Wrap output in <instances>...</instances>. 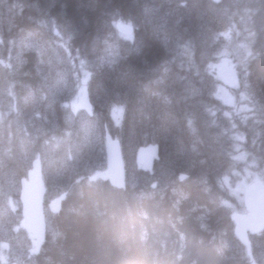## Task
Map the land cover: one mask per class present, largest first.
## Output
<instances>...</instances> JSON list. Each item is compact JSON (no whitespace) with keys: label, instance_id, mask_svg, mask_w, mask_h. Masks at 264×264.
<instances>
[{"label":"trees","instance_id":"16d2710c","mask_svg":"<svg viewBox=\"0 0 264 264\" xmlns=\"http://www.w3.org/2000/svg\"><path fill=\"white\" fill-rule=\"evenodd\" d=\"M226 32H247L252 48L243 62L231 57L232 108L213 96ZM0 48V194L13 180L17 226L0 233V247L15 253L5 264H264V226L241 243L240 208L221 183L240 154L264 172V0H0ZM83 76L89 109L74 113ZM107 133L120 144L122 188L98 175ZM144 147L156 155L143 168ZM34 159L48 224L36 250L18 222V182Z\"/></svg>","mask_w":264,"mask_h":264},{"label":"rangeland","instance_id":"374dc122","mask_svg":"<svg viewBox=\"0 0 264 264\" xmlns=\"http://www.w3.org/2000/svg\"><path fill=\"white\" fill-rule=\"evenodd\" d=\"M227 32L224 34V36L229 41L222 49L218 51L216 54V59L213 61V70L217 80L220 83L215 87L213 96L221 101L224 105L232 108L235 107V98L231 90L237 86V79L231 57H233L235 60L243 62L251 56L252 48L250 44L251 39L249 38V34L247 32H244L242 35H240L239 40H236L235 38L232 39L227 34ZM86 78V76H83L80 79V84L76 89L73 99L70 101L69 107L74 113H77L78 111H84V109L88 111L86 105H82V102L86 100ZM240 99H242V103L239 104L237 110L244 111L246 109V105H244V99ZM31 101L35 106H38L40 102L39 100ZM23 104L27 105L26 103ZM24 109L26 108H22L21 106L20 109L18 108L19 112H22ZM110 115L114 122H118L122 116V109L119 107H114L111 109ZM138 154H147L149 159L152 160L156 155V150L153 147H144L139 151ZM235 160L236 162L232 166L233 169L231 168L228 172L229 174H225L221 181L224 187H226L231 193L236 201V204H238L240 208V210L237 211L238 207H235V209L232 207L235 224L239 219L243 220L244 225L251 224L254 221V212L247 206V204L250 198L256 197L261 191H264V172L262 170L257 171L256 164H254L252 169V164L246 162L245 157L241 154L236 156ZM7 184L9 188L5 187V191L0 194V233L5 236L9 231V224L11 227L17 228V226L14 225L10 219V213L13 211L15 212L16 210V203L11 196V193L16 192V188L14 187V181L10 178L7 180ZM19 220L20 218L18 219V222ZM18 236L19 239L17 240V245L20 247L22 242H25V238L23 234H19ZM14 256V251H9L7 245H1L0 264H5L8 262V260H15ZM262 261H264V258Z\"/></svg>","mask_w":264,"mask_h":264},{"label":"water","instance_id":"95a60500","mask_svg":"<svg viewBox=\"0 0 264 264\" xmlns=\"http://www.w3.org/2000/svg\"><path fill=\"white\" fill-rule=\"evenodd\" d=\"M219 2L221 0H212ZM120 30L130 35L132 30L128 26H120ZM85 105V102H82ZM104 157L105 169L99 174V177L107 180L112 186L121 188L124 185V162L120 145L117 140L112 139L109 134L104 136ZM138 163L143 166H149L147 154L139 155ZM45 186L41 173L40 160H33L26 176L19 181L18 199L20 203V227L26 234H29L34 240V248L43 242L46 233V222L43 212V198ZM248 207L253 210L255 220L253 224H243L239 219L236 225V235L245 242L244 232L252 230L264 224V191L258 196L250 198ZM52 211L58 208L57 202L49 204Z\"/></svg>","mask_w":264,"mask_h":264},{"label":"bare ground","instance_id":"6f19581e","mask_svg":"<svg viewBox=\"0 0 264 264\" xmlns=\"http://www.w3.org/2000/svg\"><path fill=\"white\" fill-rule=\"evenodd\" d=\"M6 2V1H5ZM214 2V1H213ZM220 2V1H219ZM219 2H214V3H219ZM12 5V4H11ZM27 5V4H26ZM33 5H35V4H33ZM31 6H32V4H31ZM11 7V6H10ZM31 9V8H30ZM12 10V9H11ZM222 11V10H221ZM3 12V11H2ZM20 12V11H19ZM19 12H18V14H19ZM232 12V11H231ZM6 13V12H5ZM13 13V12H12ZM21 14V13H20ZM37 14V13H36ZM237 14V13H236ZM230 15V14H229ZM228 15V16H229ZM28 17V16H27ZM223 17V16H222ZM236 17V16H235ZM31 18V17H30ZM32 20V19H31ZM52 20H53V18H52ZM228 21V20H227ZM41 22V21H40ZM219 24V23H218ZM57 25V24H56ZM13 31V30H12ZM29 32V31H28ZM70 34V33H69ZM68 34V35H69ZM34 35H36V34H34ZM38 35V34H37ZM72 34H70V36H71ZM21 36V35H20ZM41 36V35H40ZM24 37V36H23ZM73 37V36H72ZM12 38V37H11ZM14 38V37H13ZM16 38V37H15ZM23 39V38H22ZM29 39V38H28ZM33 39V38H32ZM36 39V38H35ZM69 39V38H68ZM67 39V40H68ZM15 40V39H14ZM229 41V40H228ZM66 42V41H65ZM9 43H12V42H9ZM8 43V44H9ZM31 43V42H30ZM43 43V42H42ZM187 43V42H186ZM233 43V42H232ZM14 44V43H13ZM12 44V45H13ZM39 44V43H38ZM49 44V43H48ZM31 45V44H30ZM53 45V44H52ZM184 45V44H183ZM10 46V45H9ZM78 46V45H77ZM186 46V45H185ZM5 47V46H4ZM45 47V46H44ZM172 47V46H171ZM232 47V46H231ZM82 48V47H81ZM87 48V47H86ZM170 48V47H169ZM180 48H181V45H180ZM1 49V48H0ZM46 49V48H45ZM22 50V49H21ZM36 50V49H35ZM54 50V49H53ZM179 50V49H178ZM177 50V51H178ZM85 51V50H84ZM171 51V50H170ZM50 52V51H49ZM131 52V51H130ZM178 52H180V51H178ZM182 52V51H181ZM101 53V52H100ZM25 54V53H24ZM50 54V53H49ZM91 54V53H90ZM178 54V53H177ZM16 55V54H15ZM122 56V55H121ZM24 57V56H23ZM47 57V56H46ZM45 57V58H46ZM63 57V56H62ZM99 57V56H98ZM97 57V58H98ZM179 57H180V55H179ZM34 58H36V57H34ZM44 58V57H43ZM1 59V58H0ZM123 59H124V57H123ZM58 60V59H57ZM86 60V59H85ZM95 60V59H94ZM249 60V59H248ZM17 61V60H16ZM54 62V61H53ZM51 63V62H50ZM33 64V63H32ZM35 64V63H34ZM58 64V63H57ZM40 65V64H39ZM45 65V64H44ZM46 65H48V64H46ZM64 65V64H63ZM87 65V64H86ZM248 65V64H247ZM56 66V65H55ZM89 66V65H88ZM21 67V66H20ZM41 67V66H40ZM51 67V66H50ZM247 67V66H246ZM90 69V68H89ZM161 69V68H160ZM236 69V68H235ZM42 70H44V69H42ZM47 70V69H46ZM58 70H60V69H58ZM68 70V69H67ZM163 70V69H162ZM19 72V71H18ZM76 72V71H75ZM164 72V71H163ZM16 73V72H15ZM70 73V72H69ZM167 73V72H166ZM6 74H8V73H6ZM76 74V73H75ZM54 75V74H53ZM11 76V75H10ZM45 76V75H44ZM49 76V75H48ZM69 76V75H68ZM168 76V75H167ZM52 77V76H51ZM71 77V76H70ZM69 79V78H68ZM170 79V78H169ZM162 80V79H161ZM164 80V79H163ZM2 81V80H1ZM20 84V83H19ZM67 84V83H66ZM149 84V83H148ZM220 84V83H219ZM9 85V84H8ZM21 85V84H20ZM10 86V85H9ZM145 86V85H144ZM137 87V86H136ZM141 87V86H140ZM146 88V87H145ZM157 88V87H156ZM148 89V88H147ZM150 89V88H149ZM138 90V89H137ZM234 90V89H233ZM18 91V90H17ZM122 91V90H121ZM6 92V91H5ZM144 92H146V91H144ZM157 92V91H156ZM9 93V92H8ZM151 93V92H150ZM125 94V93H124ZM157 94V93H156ZM4 95V94H3ZM21 95V94H20ZM118 95V94H117ZM18 96V95H17ZM35 96V95H34ZM127 96V95H126ZM16 97V96H15ZM122 98H123V96H121ZM92 98V97H91ZM138 98V97H137ZM136 98V99H137ZM19 99V98H18ZM23 99H25V98H23ZM93 99V98H92ZM141 100V99H140ZM164 100V99H163ZM93 101V100H92ZM118 101V100H117ZM159 101V100H158ZM253 101V100H252ZM24 102V101H23ZM42 102H44V101H42ZM163 102V101H162ZM166 102V101H165ZM37 103V102H36ZM100 103V102H99ZM142 103V102H141ZM150 104V103H149ZM257 104V103H256ZM153 105V104H152ZM26 106V105H25ZM32 106V105H31ZM35 106V105H34ZM43 106V105H42ZM123 106V105H122ZM257 106V105H256ZM6 107H8V106H6ZM162 107V106H161ZM255 107V106H254ZM152 108H154L155 109V107H152ZM151 108V109H152ZM19 109H20V107H19ZM36 109V108H35ZM262 109V108H261ZM25 110H27V108L26 109H24V111ZM51 110H53V109H51ZM91 110V109H90ZM220 110V109H219ZM259 110V109H258ZM4 111V110H3ZM102 111V110H101ZM32 112V111H31ZM41 112V111H40ZM53 112V111H52ZM222 112V111H221ZM262 112V111H261ZM47 113V112H46ZM72 114V113H71ZM102 114V113H101ZM263 114V113H262ZM62 115V114H61ZM257 115H260V114H257ZM44 116V115H43ZM41 117V116H40ZM53 117H54V115H53ZM61 117V116H60ZM217 117V116H216ZM158 118V117H157ZM253 118V117H252ZM83 119V118H82ZM85 119V118H84ZM147 119V118H146ZM53 120V119H52ZM253 120V119H252ZM42 121V120H41ZM59 122V121H58ZM220 122V121H219ZM223 122V121H222ZM250 122V121H249ZM253 122V121H252ZM31 123V122H30ZM262 124H263V122H262ZM32 126H33V124H32ZM66 126V125H65ZM148 126V125H147ZM248 126V125H247ZM256 127H257V125H255ZM262 126V125H261ZM29 127H31V125L29 126ZM36 127V126H35ZM1 128V127H0ZM73 128V127H72ZM162 128V127H161ZM249 128V127H248ZM27 129V128H26ZM34 129V128H33ZM111 129V128H110ZM190 130V129H189ZM19 131V130H18ZM31 131V130H30ZM54 131V130H53ZM70 131H72V130H70ZM110 131V130H109ZM191 131H192V128H191ZM9 132V131H8ZM33 132H35V131H33ZM60 133V132H59ZM67 133V132H66ZM101 133V132H100ZM112 133V132H111ZM152 133V132H151ZM155 133V132H154ZM189 133H191V132H189ZM257 133H258V131H257ZM261 133V132H260ZM73 134V133H72ZM158 134V133H157ZM160 134V133H159ZM204 134V133H203ZM102 135V134H101ZM168 135V134H167ZM33 136V135H32ZM67 136V135H66ZM170 136H172V135H170ZM58 138V137H57ZM147 138V137H146ZM155 138V137H154ZM174 138V137H173ZM195 138H196V136H195ZM256 138V137H255ZM5 139V138H4ZM65 139V138H64ZM205 139V138H204ZM254 139V138H253ZM30 140V139H29ZM56 140V139H55ZM62 140V139H61ZM102 140V139H101ZM149 140V139H148ZM256 140V139H255ZM4 142V141H3ZM26 142V141H25ZM171 142V141H170ZM200 142H201V139H200ZM203 142V141H202ZM190 143V142H189ZM192 143V142H191ZM163 144H165V143H163ZM218 144V143H217ZM167 145V144H166ZM213 145V144H212ZM261 145V144H260ZM98 146V145H97ZM27 147V146H26ZM170 147V146H169ZM217 147V146H216ZM132 148V147H131ZM130 148V149H131ZM178 148V147H177ZM193 148V147H192ZM198 148V147H197ZM210 148V147H209ZM191 149V148H190ZM101 150V149H100ZM172 150V149H171ZM206 150V149H205ZM176 151V150H175ZM209 151V150H208ZM210 151H211V149H210ZM127 152V151H126ZM218 152V151H217ZM64 153V152H63ZM100 154V153H99ZM197 154V153H196ZM195 154V155H196ZM41 155V154H40ZM44 155V154H43ZM132 155V154H131ZM167 155V154H166ZM175 155V154H174ZM186 155V154H185ZM217 156V155H216ZM32 157V156H31ZM231 157H232V155H231ZM18 158V157H17ZM33 158H34V156H33ZM101 158V157H100ZM165 158V157H164ZM172 158V157H171ZM170 158V159H171ZM22 159V158H21ZM165 159H167V158H165ZM188 159V158H187ZM210 159H211V157H210ZM1 160V159H0ZM213 160V159H212ZM195 161V160H194ZM24 162V161H23ZM133 162V161H132ZM187 162V161H186ZM134 163V162H133ZM181 163V162H180ZM179 163V164H180ZM198 163V162H197ZM213 163V162H212ZM226 164V163H225ZM224 164V165H225ZM23 165V164H22ZM129 165V164H128ZM131 165V164H130ZM47 166V165H46ZM140 166V165H139ZM177 166V165H176ZM1 167V166H0ZM22 167V166H21ZM187 167V166H186ZM208 167V166H207ZM3 168V167H2ZM127 168V167H126ZM131 168V167H130ZM144 168V167H143ZM174 168V167H173ZM132 169H133V167H132ZM203 169V168H202ZM219 169V168H218ZM233 169V168H232ZM151 170V169H150ZM185 170H186V168H185ZM212 170V169H211ZM221 170V169H220ZM236 170V169H235ZM50 171V170H49ZM136 171V170H135ZM179 171V170H178ZM167 172H169L168 170H167ZM227 173V172H226ZM48 174V173H47ZM134 174V173H133ZM158 174V173H157ZM200 174V173H199ZM202 174V173H201ZM229 174V173H228ZM263 174V173H262ZM218 175V174H217ZM130 176V175H129ZM139 176V175H138ZM148 176V175H147ZM153 176H154V174H153ZM152 176V177H153ZM201 176V175H200ZM211 176V175H210ZM132 177H133V175H132ZM142 177V176H141ZM165 177V176H164ZM139 178V177H138ZM205 178V177H204ZM129 179V178H128ZM193 179V178H192ZM162 180H165V179H162ZM205 180V179H204ZM145 181V180H144ZM166 181V180H165ZM192 181V180H191ZM172 182V181H171ZM194 182V181H193ZM196 182V181H195ZM204 182V181H203ZM2 183V182H1ZM124 183H125V180H124ZM221 183H222V181H221ZM131 184V183H130ZM111 185V184H110ZM138 185H139V183H138ZM162 185V184H161ZM112 186V185H111ZM124 186V185H123ZM122 186V187H123ZM114 187V186H113ZM121 187V188H122ZM167 187V186H166ZM116 188V187H115ZM164 188V187H163ZM210 188V187H209ZM7 190V189H6ZM204 190V189H203ZM174 191V190H173ZM168 192V191H167ZM184 192V191H183ZM181 193V192H180ZM179 193V194H180ZM80 196V195H79ZM220 197V196H219ZM215 198V197H214ZM222 198V197H221ZM226 200V199H225ZM122 201H124V200H122ZM217 201V200H216ZM224 201V200H223ZM222 201V202H223ZM83 202V201H82ZM110 202V201H109ZM181 202V201H180ZM227 202H228V204H229V201L227 200ZM44 203V202H43ZM71 203V202H70ZM176 203V202H175ZM235 203V202H234ZM79 204V203H78ZM82 204V203H81ZM218 204V203H217ZM223 204V203H222ZM77 205V204H76ZM233 205V204H232ZM79 206V205H78ZM72 207V206H71ZM59 208V207H58ZM115 208V207H114ZM208 210V209H207ZM239 210V209H238ZM57 211V210H56ZM244 211V210H243ZM76 212V211H75ZM91 212V211H90ZM102 212V211H101ZM213 213V212H212ZM222 213V212H221ZM97 214H99V213H97ZM222 216V215H221ZM263 229V228H262ZM60 233V232H59ZM187 242V241H186ZM175 243V242H174ZM50 244V243H49ZM48 244V245H49ZM182 245V244H181ZM189 246V245H188ZM49 247V246H48ZM64 247V246H63ZM144 247V246H143ZM182 247V246H181ZM165 251V250H164ZM156 252V251H155ZM145 253V252H144ZM165 254V253H164ZM263 254V253H262ZM262 256V255H261ZM153 259V258H152ZM164 259V258H163ZM160 260V259H159ZM161 261V260H160ZM167 263V262H166ZM163 264H165V263H163Z\"/></svg>","mask_w":264,"mask_h":264}]
</instances>
